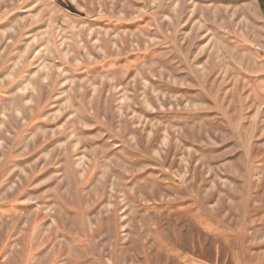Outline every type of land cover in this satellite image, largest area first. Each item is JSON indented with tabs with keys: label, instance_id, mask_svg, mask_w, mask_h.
Here are the masks:
<instances>
[{
	"label": "rangeland",
	"instance_id": "rangeland-1",
	"mask_svg": "<svg viewBox=\"0 0 264 264\" xmlns=\"http://www.w3.org/2000/svg\"><path fill=\"white\" fill-rule=\"evenodd\" d=\"M0 264H264V0H0Z\"/></svg>",
	"mask_w": 264,
	"mask_h": 264
}]
</instances>
